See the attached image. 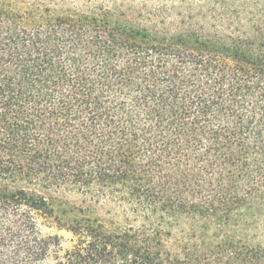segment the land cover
Masks as SVG:
<instances>
[{
    "label": "trees",
    "instance_id": "trees-1",
    "mask_svg": "<svg viewBox=\"0 0 264 264\" xmlns=\"http://www.w3.org/2000/svg\"><path fill=\"white\" fill-rule=\"evenodd\" d=\"M249 22L0 0V264H194L162 239L264 264V20ZM43 226L77 243L62 256Z\"/></svg>",
    "mask_w": 264,
    "mask_h": 264
},
{
    "label": "rangeland",
    "instance_id": "rangeland-1",
    "mask_svg": "<svg viewBox=\"0 0 264 264\" xmlns=\"http://www.w3.org/2000/svg\"><path fill=\"white\" fill-rule=\"evenodd\" d=\"M21 1V0H19ZM29 3H59L65 7L88 9L106 6L117 13L125 14L140 23L166 21L173 27L183 24L188 28L213 29L217 25L220 31L227 33L243 29L239 23H250L252 19L264 20V0H24ZM241 25V24H240ZM45 234L61 236L65 255L67 249L73 248L78 239L65 229L43 226ZM174 246L178 255L194 264H204V242L212 247L218 239H162ZM233 240V239H232ZM239 239H234L238 241ZM217 250V249H216ZM54 252L42 264H57ZM113 260V259H112ZM114 261V260H113ZM120 262V260H118ZM182 261V260H181Z\"/></svg>",
    "mask_w": 264,
    "mask_h": 264
}]
</instances>
